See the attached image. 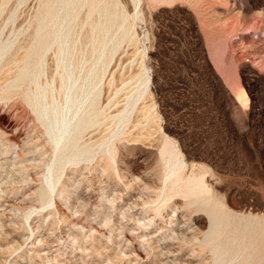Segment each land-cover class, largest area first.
I'll list each match as a JSON object with an SVG mask.
<instances>
[{
	"label": "rangeland",
	"instance_id": "rangeland-1",
	"mask_svg": "<svg viewBox=\"0 0 264 264\" xmlns=\"http://www.w3.org/2000/svg\"><path fill=\"white\" fill-rule=\"evenodd\" d=\"M0 264H264V0H0Z\"/></svg>",
	"mask_w": 264,
	"mask_h": 264
}]
</instances>
